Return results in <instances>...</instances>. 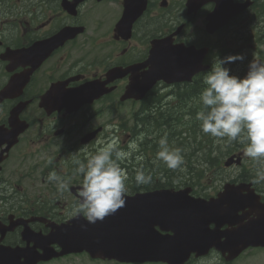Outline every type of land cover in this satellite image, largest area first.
<instances>
[{"label": "flooded vegetation", "instance_id": "obj_1", "mask_svg": "<svg viewBox=\"0 0 264 264\" xmlns=\"http://www.w3.org/2000/svg\"><path fill=\"white\" fill-rule=\"evenodd\" d=\"M251 2L226 29L244 30L245 45L260 54L256 46H264V0ZM225 4V0H0V264H151L95 258L86 251L47 261L41 255L62 250L50 239L59 225L68 223L70 237L89 231V222L75 212L83 177L74 174V159L84 161L109 142L120 149L130 148V143L137 146L139 135L128 126H136L137 107L150 106L153 93L165 90V83L149 90L143 100H123V95L132 80H143L154 42L162 39L165 49V36L179 29L174 42L198 45L196 36L207 25L208 15L227 11ZM210 57V64L217 60L216 55ZM246 158L241 165L209 167L212 181L193 186V194L210 198L226 182L246 184L242 194L251 193L256 203L239 212L243 224L258 218L259 205H264V180L258 179L256 164H245ZM220 169L231 172L217 175ZM53 170L66 184L63 192L47 181ZM127 172V194L146 187L135 183L133 171ZM227 228L233 226L222 227ZM255 249L264 248L247 251ZM233 263L215 249L188 262Z\"/></svg>", "mask_w": 264, "mask_h": 264}, {"label": "clouds", "instance_id": "obj_2", "mask_svg": "<svg viewBox=\"0 0 264 264\" xmlns=\"http://www.w3.org/2000/svg\"><path fill=\"white\" fill-rule=\"evenodd\" d=\"M244 60L243 54H236L219 57L211 64L203 77L200 108L195 120L199 122L201 132L217 142L226 140L243 145V155L255 162L256 175L259 180H264V61L256 58L248 61L243 76L234 74L226 66ZM156 144L154 165L160 162L171 170L181 168L183 150L169 145L167 133ZM129 147L136 146L130 144ZM131 155L115 142H109L84 161L74 159V174L83 177L78 189L77 215L94 224L125 206L129 175L121 163H131ZM143 161V154L135 157L138 166L133 168V172L138 186L148 185L153 179ZM47 181L55 183L60 192L66 187L55 170L48 174Z\"/></svg>", "mask_w": 264, "mask_h": 264}, {"label": "water", "instance_id": "obj_3", "mask_svg": "<svg viewBox=\"0 0 264 264\" xmlns=\"http://www.w3.org/2000/svg\"><path fill=\"white\" fill-rule=\"evenodd\" d=\"M180 49L193 48L181 46ZM188 53L187 50H179L180 65L176 68L171 63L165 67L163 62L158 64L153 74V82L159 79L170 82L190 79L197 69L193 68L195 62L192 66L188 65ZM198 53H201L202 60L205 51ZM169 59V56L166 57V62ZM232 162L233 159H229L226 164L230 165ZM135 200L136 197L132 201H126L121 213L115 212L113 216L105 217L103 221L97 222L99 226L96 230L86 231L87 233L74 243L67 241L65 228L60 229L57 237L54 238V241H58L63 247V251L58 255L72 251L71 246L77 244L85 246L93 255L102 254L105 257L113 256L121 260L134 261L162 259L170 264H182L191 251L217 237V234L209 232L206 226H209L211 222H225L232 219L230 215L233 212L236 214L237 209L244 205L243 198L239 196L228 198L227 193L221 194L218 199L207 201L190 196L188 190L168 189L144 194ZM130 206H134L135 211L138 208L147 207L148 211L139 210L137 216L131 215ZM157 224L165 230L172 231L173 235H163L155 228L153 230L152 227ZM198 229L200 232L197 231ZM226 238V241L219 243L218 247L229 251L228 259L237 257L249 245H259L264 242V235L256 232L248 233L246 228L242 229L240 234H227ZM119 239H122L121 244ZM197 239L205 241L195 243ZM210 246L212 243L206 245L207 249ZM46 254L47 252L42 255L43 259L53 256H46Z\"/></svg>", "mask_w": 264, "mask_h": 264}, {"label": "trees", "instance_id": "obj_4", "mask_svg": "<svg viewBox=\"0 0 264 264\" xmlns=\"http://www.w3.org/2000/svg\"><path fill=\"white\" fill-rule=\"evenodd\" d=\"M188 114L190 118L185 119L183 117V113L181 112L179 113L175 109L170 108L169 110L165 111V119L160 121V124L162 125L163 129L165 128V133H167L169 145L171 147L181 148L183 151L185 150L184 155H187L188 152L187 148H189V145L186 143L185 140L187 138V135H184V133L187 132L185 130L188 129L189 131L197 132V127L199 126V122L195 120V115H196L195 107L189 108ZM183 125L186 126L185 130L181 129V126ZM154 126H156V124H154ZM181 137H186V138L181 139ZM151 141L153 142L155 140L151 139ZM158 165H162V166H158ZM146 167H153L151 168L153 173L149 169V172L151 173L153 180L155 176H157L156 175L157 173H159L160 175H162L161 174L162 172L166 173L165 171L166 166L163 163L154 165L153 162H150L147 164Z\"/></svg>", "mask_w": 264, "mask_h": 264}, {"label": "rangeland", "instance_id": "obj_5", "mask_svg": "<svg viewBox=\"0 0 264 264\" xmlns=\"http://www.w3.org/2000/svg\"><path fill=\"white\" fill-rule=\"evenodd\" d=\"M238 39H241V35H240V31H238V30H231V32H229V33H227V34H225L224 36H219V41L221 42V45L223 46V47H225L226 49H228V50H233V48H232V46L231 45H233V46H235V47H237L238 46ZM251 52V50H248V51H243V55L245 56V60L244 61H246V59H247V57H248V54ZM244 61L243 62H238L237 63V66H238V69H236L237 71H239V70H241V68H242V66H243V64H244ZM163 119H165V118H163ZM162 129H163V127H162ZM165 129V128H164ZM213 142H216V139L215 138H213ZM217 143H219V142H217ZM150 144H147L145 147H147V146H149ZM145 147H143L142 145H141V151H143V150H145ZM226 148L224 147V144H222V148L221 149H219L218 150V152H224V150H225ZM225 158H227V156L226 157H224L223 159H225ZM123 163H126V164H128L129 166L130 165H132V169H133V167H134V165H136V163H135V160L134 161H132L131 163H129L128 161H124ZM122 163V164H123ZM158 164V163H157ZM158 166H162V165H158ZM166 169H167V167H166ZM152 173H153V171L152 170H150ZM183 171H185L186 172V168H184L183 169ZM224 173H228V172H231V170H226V171H223ZM223 173V174H224ZM156 175H160L159 173H157ZM188 174H184V175H181L182 177H180V179H181V182L179 183V185H182V183L184 182V178L183 177H185V176H187ZM250 256V257H249ZM248 257L249 258H251V257H254V255L253 254H248L247 255V257H246V259H244L243 257H240L237 261H235L236 262V264H264V250H260V251H258V255L254 258V259H248ZM247 259H248V261H247Z\"/></svg>", "mask_w": 264, "mask_h": 264}, {"label": "bare ground", "instance_id": "obj_6", "mask_svg": "<svg viewBox=\"0 0 264 264\" xmlns=\"http://www.w3.org/2000/svg\"><path fill=\"white\" fill-rule=\"evenodd\" d=\"M151 139H153V138H151ZM151 139H150V140H151ZM151 142H152V141H151ZM147 144H149V143H147ZM147 144H146V142H143L141 145H142L143 147H145ZM140 148H141V146H140ZM143 151H144V150H143ZM137 155H139V154L131 155V161H134V160H135V157H136ZM122 166H123V167L126 166V167H127L126 170L133 171V169H132V165L129 166L128 164L123 163ZM134 167H136V165H134ZM134 167H133V168H134ZM151 168H153V167H151ZM156 169H157V168H156ZM150 170H151V169H150ZM155 174H156V173H155Z\"/></svg>", "mask_w": 264, "mask_h": 264}]
</instances>
